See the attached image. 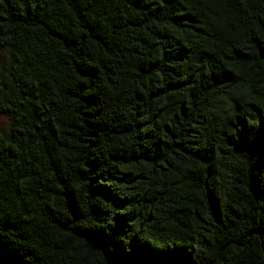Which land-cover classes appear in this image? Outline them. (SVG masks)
<instances>
[{"label": "trees", "instance_id": "obj_1", "mask_svg": "<svg viewBox=\"0 0 264 264\" xmlns=\"http://www.w3.org/2000/svg\"><path fill=\"white\" fill-rule=\"evenodd\" d=\"M0 264H264V0H0Z\"/></svg>", "mask_w": 264, "mask_h": 264}, {"label": "rangeland", "instance_id": "obj_2", "mask_svg": "<svg viewBox=\"0 0 264 264\" xmlns=\"http://www.w3.org/2000/svg\"><path fill=\"white\" fill-rule=\"evenodd\" d=\"M5 60L4 56L0 57V61L3 62ZM0 126L4 129L7 126V120L3 116H0Z\"/></svg>", "mask_w": 264, "mask_h": 264}]
</instances>
